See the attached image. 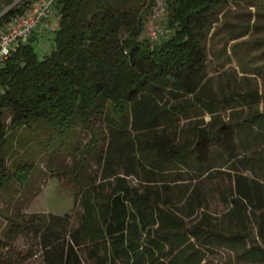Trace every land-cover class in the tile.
I'll return each instance as SVG.
<instances>
[{
  "label": "trees",
  "instance_id": "1",
  "mask_svg": "<svg viewBox=\"0 0 264 264\" xmlns=\"http://www.w3.org/2000/svg\"><path fill=\"white\" fill-rule=\"evenodd\" d=\"M164 1L169 32L151 42L143 34L157 0L132 11L114 0H57L51 52L39 56L34 32L0 68V192L27 185L35 165L9 169L10 133L35 124L52 141L89 133L63 179L76 224L71 213L27 218L42 264H213L211 253L224 249L238 264H264V111L233 124L202 96L204 41L218 11L242 0ZM234 95L226 108L260 102L258 92ZM199 111L210 119L193 121Z\"/></svg>",
  "mask_w": 264,
  "mask_h": 264
},
{
  "label": "rangeland",
  "instance_id": "2",
  "mask_svg": "<svg viewBox=\"0 0 264 264\" xmlns=\"http://www.w3.org/2000/svg\"><path fill=\"white\" fill-rule=\"evenodd\" d=\"M114 1L122 9L132 11L139 8L143 0ZM19 2L21 0H0V7ZM167 20L168 6L164 0H157V5L147 18L143 36L151 42H160L169 32ZM59 21L58 8L54 7L50 18L37 28L40 30L35 32L37 38L33 45L40 57L51 52ZM153 32L157 36L153 37ZM204 46L207 51V81L202 96L217 101L219 115L236 124L256 108L264 111V8L245 0L229 2L218 11ZM249 91L258 92V104L251 107H225V99L236 96L234 94L238 92L245 94ZM199 112L201 115L193 118V121L201 123L210 119V114ZM10 120L6 114L8 124ZM34 126L36 132L24 128L10 133L11 142L5 153L10 170L25 161L35 165L27 185L22 186L15 180L0 192V264H42L43 251L39 236L27 222L31 213H71L74 224L78 219V212L73 210V189L63 179L77 160L75 147L82 146L89 133L79 128L74 141H52L50 130L45 125ZM95 168L94 163H91L89 169L93 171ZM262 176L264 168L259 173V177ZM210 202L213 209H223L216 197L211 198ZM22 220L23 223L18 226ZM253 230L256 231L255 228ZM211 259H214L215 264H238L235 254L226 249L215 251L213 255L211 253Z\"/></svg>",
  "mask_w": 264,
  "mask_h": 264
},
{
  "label": "built area",
  "instance_id": "3",
  "mask_svg": "<svg viewBox=\"0 0 264 264\" xmlns=\"http://www.w3.org/2000/svg\"><path fill=\"white\" fill-rule=\"evenodd\" d=\"M56 2L57 0H33L23 13L3 22L1 19L4 12L14 4L3 9L0 7V68L19 46L27 43L30 36L40 30L37 28L50 18ZM152 35L157 36L156 32Z\"/></svg>",
  "mask_w": 264,
  "mask_h": 264
}]
</instances>
